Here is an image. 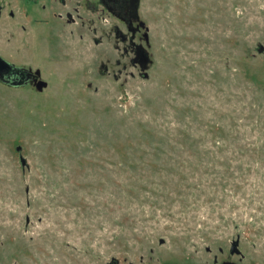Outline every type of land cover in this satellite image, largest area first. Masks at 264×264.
Instances as JSON below:
<instances>
[{
    "label": "rangeland",
    "instance_id": "obj_1",
    "mask_svg": "<svg viewBox=\"0 0 264 264\" xmlns=\"http://www.w3.org/2000/svg\"><path fill=\"white\" fill-rule=\"evenodd\" d=\"M39 2L30 31L0 0V56L47 83L0 81V264H208L237 238L264 264V0H139L148 79L110 16Z\"/></svg>",
    "mask_w": 264,
    "mask_h": 264
},
{
    "label": "flooded vegetation",
    "instance_id": "obj_2",
    "mask_svg": "<svg viewBox=\"0 0 264 264\" xmlns=\"http://www.w3.org/2000/svg\"><path fill=\"white\" fill-rule=\"evenodd\" d=\"M41 0H13V9L8 10L11 18L18 15L23 24L26 20L29 22L30 31L37 27L50 24L47 19H43V11H45V4H41ZM47 2L49 10L56 19L61 20L66 25H76L81 30L88 24V22L95 23L98 20L100 13H105L115 20L110 31V37L113 36L114 44L113 50L117 55L114 60L116 67H122L123 70L131 67L139 68L133 65V53L140 45H145L143 34L145 29L137 28L139 19L134 13L131 0H43ZM56 10L58 12H56ZM1 15V11H0ZM92 16V18L85 23L84 16ZM98 24V22H97ZM22 32L27 29L24 25H20ZM96 27H93V30ZM99 44V40H95ZM1 57V56H0ZM2 58V57H1ZM3 59V58H2ZM5 60V59H4ZM12 67L4 70L2 74V81L7 86L14 88H31L35 84L36 78L29 70V66L18 64L12 61H7ZM107 62H110L107 60ZM104 73H107V65H101ZM140 73V72H139ZM115 81L118 77L114 74ZM233 242V241H232ZM231 242V243H232ZM239 250V245L237 246ZM240 251V250H239ZM209 252V250H207ZM241 252V251H240ZM208 264H244V256L241 253L231 252V244L227 251L220 249L218 255H214L212 262Z\"/></svg>",
    "mask_w": 264,
    "mask_h": 264
},
{
    "label": "water",
    "instance_id": "obj_3",
    "mask_svg": "<svg viewBox=\"0 0 264 264\" xmlns=\"http://www.w3.org/2000/svg\"><path fill=\"white\" fill-rule=\"evenodd\" d=\"M131 4L133 6L134 9V13L135 15L138 17V9H139V0H131ZM137 28L140 29H145V32L143 34V40L145 45H140L138 46V48L134 51L133 53V65H137L139 68V75L143 78V79H148L149 75H148V71L151 68L152 64H153V60H152V54L149 53V49H150V43H149V36H148V28L146 27L145 23L143 21H141L139 19V24L137 26ZM257 52L258 53H263L264 52V46L260 45L257 48ZM12 66L6 62L4 59H2L0 57V81L3 83V79H2V74L4 70H8L10 69ZM30 71H32L31 68H29ZM32 75H34V77L36 78L35 80V84L32 85L31 88H33L35 90L36 93H41L43 92L44 89H46L47 87V83L45 81L42 80L41 78V73L39 70H35L32 71ZM89 87L91 86L90 84L88 85ZM15 151L18 154V161H19V165H20V169L22 172H25V169L28 168V163L26 161V159L22 156V150L21 147L19 145H17L15 147ZM163 240H160V243H163ZM239 245V238H237L236 240H234L231 243V252H237L240 253L241 252L237 249V246ZM209 250V249H207Z\"/></svg>",
    "mask_w": 264,
    "mask_h": 264
}]
</instances>
